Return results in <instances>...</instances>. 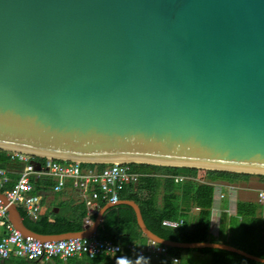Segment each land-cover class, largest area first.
<instances>
[{"label":"water","instance_id":"95a60500","mask_svg":"<svg viewBox=\"0 0 264 264\" xmlns=\"http://www.w3.org/2000/svg\"><path fill=\"white\" fill-rule=\"evenodd\" d=\"M0 149L87 164L113 162L264 175V0H0ZM108 203L82 232L97 237ZM3 262V261H2Z\"/></svg>","mask_w":264,"mask_h":264},{"label":"trees","instance_id":"16d2710c","mask_svg":"<svg viewBox=\"0 0 264 264\" xmlns=\"http://www.w3.org/2000/svg\"><path fill=\"white\" fill-rule=\"evenodd\" d=\"M8 152L0 149V167L9 169H19L20 164L10 160ZM88 167L98 168L104 167V164H85ZM134 170L152 174L153 177H142L139 182L134 186L125 187L119 193V201L122 199L134 201L139 209L142 219L153 234L161 239L173 242H205L209 221L210 209L212 206L213 184L225 183L242 186L250 182L253 177L258 179V182L264 183V175H254L246 173L217 171V170H204L205 174L201 175L202 169L187 168V167H171V166H158L150 164H132ZM157 175V176H154ZM182 175L187 177L182 183H175L173 176ZM162 189L161 203L158 204V190ZM127 193L124 194V192ZM198 207L199 212L191 224L188 225L187 213L192 207ZM20 215L23 223L30 231L41 235H54L64 232L77 231L81 229V221L84 219L86 212L80 208H75L70 218H63L60 214H55L53 211L39 214L37 218L33 219L20 208ZM256 208L254 205L247 207V204L238 202L236 206L237 217L241 218L238 223L244 232L256 231L258 228L261 236L264 237V220L253 226L248 224L249 218H254ZM52 218L53 221H49ZM183 218L184 224L178 229H169L161 225L164 219H178ZM69 219V220H68ZM246 220V222H245ZM248 220V221H247ZM134 225L137 229L138 226L135 220V214L130 206L120 204L109 208L103 217V222L98 228L100 238L113 240L114 235H119V243L124 244L134 240L146 241L139 229L134 232L125 231L129 238L122 239L123 231L115 229L124 225ZM236 225V223L234 222ZM141 237V238H140ZM254 256L264 258V248L258 251H251L245 245H235ZM264 247V241H263ZM180 249L169 248V253L176 256ZM213 255L215 264H264L255 262L253 260L244 258L238 254L227 252L223 250L213 249H199L188 250ZM137 257L129 253L119 254L117 256L101 255L93 259L86 256L81 258L69 259V262L76 264H138ZM16 261L14 259L8 262ZM21 262H24L20 260ZM159 264H165L163 259L159 260ZM7 262V261H5ZM26 263H38L25 261ZM59 263V260H53ZM47 263V262H46Z\"/></svg>","mask_w":264,"mask_h":264},{"label":"built area","instance_id":"2783aa9c","mask_svg":"<svg viewBox=\"0 0 264 264\" xmlns=\"http://www.w3.org/2000/svg\"><path fill=\"white\" fill-rule=\"evenodd\" d=\"M10 160L18 162L19 176L13 186L4 189L9 182L8 171L0 168V230L5 234L0 239V260L12 258L30 262L48 263L53 260L65 262L81 256L95 257L115 256L129 252L138 258L146 256L152 259L162 258L172 264L178 262L175 255L169 253L167 246L148 241L144 246L134 243L121 245L111 240L97 237L60 239L57 241H42L29 235H24L8 223L7 211L11 206H21L32 218H36L41 210V198L34 193L33 181L42 177L53 179V192H59L69 183L79 192L91 213H98L102 204L118 203L119 193L126 186L135 185L146 174L134 170L129 163H107L104 167H86L79 161H60L53 158H40L22 152H8ZM99 165V164H95ZM180 183L187 179L182 175L172 177ZM215 187V186H214ZM228 190L238 189L237 185L227 184ZM221 198L223 195L220 196ZM258 203L264 207V190L257 192ZM199 211V208H196ZM241 221L240 217H237ZM87 218L85 224H89ZM184 224L183 219H164L161 225L169 229H178Z\"/></svg>","mask_w":264,"mask_h":264},{"label":"crops","instance_id":"0c3cea01","mask_svg":"<svg viewBox=\"0 0 264 264\" xmlns=\"http://www.w3.org/2000/svg\"><path fill=\"white\" fill-rule=\"evenodd\" d=\"M86 167H88V166H86ZM95 167H97V166H95ZM0 168H2V167H0ZM19 168H21V165ZM4 169H6L8 171V177H9V182L7 183V185L5 186L4 189L8 190L13 186L15 181L18 179L19 169H9V168H4ZM154 176H157V175H154ZM143 177H153V176H152V174H146ZM180 183H182V182H180ZM53 184H54L53 179H51L49 177H42L39 180L33 181L34 193L41 198V210H40L39 214H44V213H48V212L53 211V213L60 214L63 218L64 217L70 218L72 216L75 208H80L81 210L86 212L84 219H82V221H81V229H79L77 231H70V232L68 231V232H64V233H60V234H54V235H63V234H68V233L82 232L83 230H85L86 226L87 227L92 226L93 222L95 221L96 216L98 215V213H96V214L91 213L90 214V210L86 207L85 202L80 198L79 192L76 191L74 188H72L71 184H69V183L61 191L53 192L51 189ZM261 184H263V187H260V186L250 187L247 184H244L242 186H238V189H235V190H228L227 188H225V185H227L225 183L213 184V196H212V206L210 209V221H209V227H208L206 239L204 240L205 242L228 244L231 246H235L232 243H229V240L227 238H224L223 240H219L218 238L220 236V230L226 226L224 223L226 222V220H229L228 217H230L233 220L234 219L233 213L237 214L236 213V206H237L238 202H242V203L247 204V207H250V205L252 204L256 208L255 216H254V218H249L248 219L249 221L247 220L248 224L256 226V224H258L262 220H264V207H262L258 203V198H257L258 190H264V183H261ZM129 186H134V185H129ZM126 187L128 188V186H126ZM125 191L126 192H124V194L127 193V190H125ZM161 195H162V189L160 188L158 190V195H157L158 196V204L161 203ZM221 195H223L222 198L220 197ZM122 200H127V199H122ZM129 201H132V200H129ZM105 205L106 204H102L100 206V209L103 208ZM14 206H16V205H14ZM16 208L19 211L21 206H16ZM196 208H198V207L194 206V207L190 208V210L187 213V221H188L189 226H191V224L194 222V220H195V218L199 212L198 210H196ZM133 212H134V210H133ZM104 214H103V217H104ZM7 215H8V218H7L8 223L13 226L12 222L9 220V212L8 211H7ZM87 218L89 219L90 222H89V224L86 225L85 221ZM33 219H35V218H33ZM181 219H183V218H181ZM135 220H136V218H135ZM234 220H236V218ZM20 221L23 223V219H22L21 215H20ZM49 221H53V219L49 218ZM223 221H225V222H223ZM102 222H103V219H102ZM101 223H100V225H101ZM136 224H137V222H136ZM23 225H24V223H23ZM230 225H232V224H230ZM99 226H98V228H99ZM98 228H97L96 233H97V238H100ZM138 229H139V227H138ZM138 229L134 225L128 224V225H124L122 227H119L118 229L116 228L115 233L119 230L123 231L122 233L124 235H123L122 239H127V238H129V236L127 235V233L125 231L130 232L132 230L134 232V230L137 231ZM139 231H140V229H139ZM4 234H5L4 230L1 229L0 230V239ZM35 234H37V233H35ZM38 235H41V234H38ZM54 235H44V236H54ZM208 235L210 237L212 236L215 240L207 238ZM113 238L114 239L111 241H113L115 243H119L118 242L119 241V235H114ZM100 239H102V238H100ZM104 240H110V239H104ZM142 241L143 240L139 239V240H134V241H130L127 243H134L137 246H144L150 240H148L146 238L145 242H142ZM119 244H121V243H119ZM124 244H126V243H124ZM124 244H121V245H124ZM243 245H245L251 251H253V250L258 251V250H262L264 248L263 242L257 244L256 246L254 244H249L248 242L243 243ZM191 252L193 253L192 257H194V255H199L196 257H199L202 259H204V257H205L204 255H206V256L209 255V254L194 252V251H191ZM125 253H129V252H125ZM129 254L134 255L132 253H129ZM115 256H117V255H115ZM81 257H75V258H81ZM86 257L89 258L88 256H86ZM176 257L178 258V255H176ZM75 258H72V259H75ZM12 259L16 260V261H11V262H14L15 264H76L74 262H69L68 260L65 262H59V263H56L53 261L48 262V263H26L25 260H22V259H17V258H12ZM89 259H91V258H89ZM137 259H138L137 260L138 264H159V262H160L159 260L162 258L152 259V258L146 256L144 258H138L137 257ZM213 259H214V257H213ZM20 260H22L24 262H21ZM164 261H165V264H172L168 260H164ZM7 262L0 263V264H7ZM178 262H179V258H178ZM214 262H215V259L213 261V264H214Z\"/></svg>","mask_w":264,"mask_h":264},{"label":"rangeland","instance_id":"374dc122","mask_svg":"<svg viewBox=\"0 0 264 264\" xmlns=\"http://www.w3.org/2000/svg\"><path fill=\"white\" fill-rule=\"evenodd\" d=\"M206 169H202L200 171L201 175L205 174ZM248 186L254 187V186H260L263 187V184L258 182V179L256 177H253L249 183H247ZM53 206V205H52ZM234 219L232 220L230 217H228L229 220L223 221L225 222L224 224L226 225L220 230V236L219 240H223L224 238H227L229 240V243H232L233 245H243V243L248 242L249 244H254L255 246L261 242L264 241V237L261 236V233L259 232L258 228L256 231H251L249 233L244 232L240 225L238 224V218L237 214L233 213ZM233 221V222H232ZM237 223L236 225L233 223ZM246 222V220H245ZM232 224V225H230ZM259 225V224H258ZM209 239H214L212 236L210 237L208 235ZM215 240V239H214ZM228 245V244H226ZM231 246V245H230ZM191 254V255H190ZM193 253L191 251L185 250V249H180L176 255H178L179 262L177 264H213V255H204V259L196 257L199 255H194L192 257ZM7 264H15L14 262H7ZM215 264V262H214Z\"/></svg>","mask_w":264,"mask_h":264},{"label":"flooded vegetation","instance_id":"af4514ba","mask_svg":"<svg viewBox=\"0 0 264 264\" xmlns=\"http://www.w3.org/2000/svg\"><path fill=\"white\" fill-rule=\"evenodd\" d=\"M2 261H3V260H0V263H5V261H3V262H2Z\"/></svg>","mask_w":264,"mask_h":264}]
</instances>
